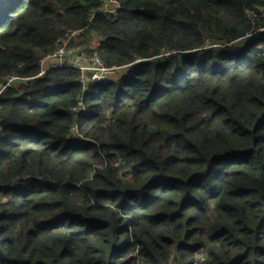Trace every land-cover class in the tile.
<instances>
[{"label":"trees","instance_id":"trees-1","mask_svg":"<svg viewBox=\"0 0 264 264\" xmlns=\"http://www.w3.org/2000/svg\"><path fill=\"white\" fill-rule=\"evenodd\" d=\"M104 1L0 0V264H264V0Z\"/></svg>","mask_w":264,"mask_h":264},{"label":"built area","instance_id":"built-area-1","mask_svg":"<svg viewBox=\"0 0 264 264\" xmlns=\"http://www.w3.org/2000/svg\"><path fill=\"white\" fill-rule=\"evenodd\" d=\"M119 7V0H107L97 9V13L113 14ZM79 34V30L69 31L64 36L56 39L55 50L43 56L39 61V77H42L49 69L61 66L78 68L81 71L80 82L84 90L96 82L116 79L117 76L123 73L124 67H107L97 54L90 55L84 48L78 45H70L71 40ZM93 36L99 37L96 34H93ZM250 36L248 35V37ZM18 79L17 76L11 75L4 85H0V92L13 85ZM197 258L198 260L203 259V254H200Z\"/></svg>","mask_w":264,"mask_h":264},{"label":"rangeland","instance_id":"rangeland-1","mask_svg":"<svg viewBox=\"0 0 264 264\" xmlns=\"http://www.w3.org/2000/svg\"><path fill=\"white\" fill-rule=\"evenodd\" d=\"M79 47L83 48L82 45H78ZM86 49V48H85Z\"/></svg>","mask_w":264,"mask_h":264}]
</instances>
